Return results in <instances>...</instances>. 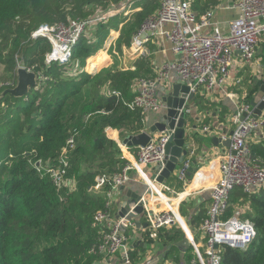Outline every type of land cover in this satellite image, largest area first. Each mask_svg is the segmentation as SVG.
<instances>
[{"label":"trees","instance_id":"obj_1","mask_svg":"<svg viewBox=\"0 0 264 264\" xmlns=\"http://www.w3.org/2000/svg\"><path fill=\"white\" fill-rule=\"evenodd\" d=\"M138 1L139 6L125 14L114 10L105 20H98L93 38L81 35L72 45L68 62H47L49 41L30 37L40 23L81 19L119 0H0V64L5 75L0 78V264H102L103 255L89 248L100 234L93 215L107 209L106 197L91 187L95 175L114 173L128 163L104 127H113L111 116L122 112L133 122L132 132L143 129L144 115L127 108L123 100L133 96L134 80L156 74L148 54L134 56L126 67L122 64L123 48L159 5V0ZM219 2L190 0V6L200 15ZM119 23L118 35L106 50L109 64L87 71V59ZM145 45L151 47L149 40ZM18 65L37 75L23 94L9 91L17 82ZM244 81L252 82L249 72ZM247 88L256 91L255 80ZM202 99L195 93V104L205 113L200 127L210 120L225 121L228 105ZM68 138L73 143L65 153V182L54 184L34 163L40 159L57 165ZM127 149L135 152L136 146L127 145ZM251 150L264 165V143ZM262 189L245 192L235 187L230 192L224 217L238 211L252 221L256 232L245 249L221 245V264H264ZM200 212L193 217L195 221ZM128 250L132 263L141 258L136 247Z\"/></svg>","mask_w":264,"mask_h":264},{"label":"built area","instance_id":"obj_2","mask_svg":"<svg viewBox=\"0 0 264 264\" xmlns=\"http://www.w3.org/2000/svg\"><path fill=\"white\" fill-rule=\"evenodd\" d=\"M133 1L135 0H119L117 4L105 9L98 8L93 14L81 19L40 23L30 37H43L49 41L51 48L45 55L47 62H68L72 45L83 35L87 26L98 20H105L114 10L128 12ZM234 5L238 13L230 19L227 30H222L212 23L211 10L196 15L190 6V0H159L157 9L144 18L132 35L127 49L134 56L148 54L149 49L144 43L149 36L158 34L169 42L175 58L164 62L156 70L155 76L136 79L135 93L131 99L123 100V104L129 109H138L143 115L147 111L166 108L157 94V87L169 77L171 71L176 72L181 83L186 84L188 91L194 95L201 91L225 90L228 83L240 86L242 76L232 78L230 67L236 53L239 55L240 66L249 64L264 38V0H236ZM110 31L113 36L117 35L115 33L118 31ZM258 91H253L250 98L235 104L232 113L234 126L229 136L228 149L218 163V176L214 180H208L205 173L200 172V168H196L192 174L191 182L197 179L196 186L206 184L210 197L198 225L203 236L200 246L195 244L192 236L189 237L195 255L189 259L188 264H221V245L241 250L255 237V227L248 217L239 215L238 211L224 217V212L229 204V194L235 187H240L245 192L264 188V165L253 155L248 141L253 131L264 126V109L254 116L255 105L250 103V99L258 101L262 97V93L257 95ZM186 100L185 113L188 114L190 101ZM169 136L170 132L166 129L157 136H152L147 144L136 148L134 156L121 148L128 163L114 173L95 175L91 188H107V209H99L93 215V224L99 227L100 234L90 245L89 251L103 255L102 264H110L108 259L116 252L122 254L124 264H133L126 229L136 226L135 217L128 218L127 213L114 215L109 210L108 199L113 190L129 179V170H134L146 185L134 202H141L142 211L139 214L144 223L151 227L173 221L181 224L178 206L183 196H168L170 187L157 181L155 177L151 178L146 172L151 165L162 161L163 145ZM72 143L71 138L66 140L57 165L36 160L34 165L37 171L48 174L54 184H60L65 173V153ZM192 153L193 149L187 148L182 160L176 165L175 174L182 183L187 181Z\"/></svg>","mask_w":264,"mask_h":264},{"label":"crops","instance_id":"obj_3","mask_svg":"<svg viewBox=\"0 0 264 264\" xmlns=\"http://www.w3.org/2000/svg\"><path fill=\"white\" fill-rule=\"evenodd\" d=\"M235 1L236 0H220L219 4L211 10V21L214 25L218 26L222 30H227L230 19L238 13V9L234 5ZM139 4L140 3H137L134 7H138ZM148 40L151 43V47H148L145 43L144 46L149 49L148 55L151 57L155 71L164 62L175 58V54L170 49L169 42L162 36L154 34L149 36ZM261 42H263L261 51H259L258 54L256 51L252 59V64L249 63L244 64V66H240L238 53L234 55V60L231 64L229 72L232 78L239 75L242 76L240 86L228 83L225 90L215 89L211 92H198V94L204 97L202 100L228 105L230 111L225 115V121L218 122L216 120H210L208 125L200 127L199 123L205 113L204 111L199 110L194 99L189 102L190 112L185 117V141L187 144L186 149H193V153L190 155L191 164L189 170L191 175L189 174V176L187 174V181L182 183L178 180L175 171H173V173H171L169 178L166 180V184L171 190V192H167L168 196L174 197L175 194L183 196L179 205V208H181V214L179 213V217L182 222L181 224H178L176 221H173L169 224L151 227L146 224L144 225L141 215L139 213V215L136 214L134 220L139 221V225L126 229L128 236L127 244L129 248L136 247L141 257L133 264H155L156 262H161V264H188L189 259L195 255L189 237L192 236V240L195 244L200 246L203 236L199 232L198 225L204 209L208 204L210 195L209 189L205 187L206 184L204 186H196L195 183H198L197 179L193 183L191 182L192 174L196 168H200V172H204L208 180H214L218 176V163L222 154L228 149V146L224 145V140L230 136L231 130L234 126L232 113L234 111L235 104L242 99L249 98L253 91L249 92L247 88L248 85L251 86L253 81H256V79L264 73L262 61V56L264 55V38ZM124 49L125 48H123L122 56L124 54ZM256 54L258 55V58H256ZM133 57L134 55H131L127 61H124L122 58V64L126 67ZM109 62L110 58L107 57V54H104V58H101L100 61L98 60L97 63H99V65L94 69V71L100 69L101 66L109 64ZM86 70L90 71L88 69ZM247 72H249L252 77V82L249 84L247 82L245 84L244 81V77ZM180 82L181 81L176 72L171 71L169 73V77L157 87V94L160 100L172 84ZM135 91L136 80L132 82L131 86V92L134 94ZM256 91H258V89ZM258 92L259 93L257 95H260V90ZM164 111L165 108L147 111L142 121L143 129L161 122L163 120L162 116ZM111 117L112 120L109 124L111 123L113 127L109 126V128H106L108 126H105L104 132L108 137L117 143L120 150L121 148H125L128 151V154L134 156L135 152H130L127 149V145L120 144L121 142H119L118 139V136L123 139L124 137L134 133L130 129V126H133V122L125 119L122 112L113 114ZM204 126H207L208 128L204 129ZM158 134L159 133H156L154 136H157ZM248 141L252 147L257 144L259 145L264 143V126L253 131L250 134ZM146 172L151 177L150 167L146 169ZM145 187V182L138 176V174L134 170H129V179L113 190L108 197L110 200L109 210L114 215H118L122 204L127 203L128 201L132 204L133 196L141 194L145 190ZM94 191L107 198L106 187L102 186ZM183 206L187 207V209H183ZM200 209L203 211L200 212ZM199 212L201 213V216L198 221H195L193 217ZM185 213H187V215H185ZM184 235L188 238V244L180 246L179 241ZM108 260L110 261V264H124L122 261V254L120 252H116L111 255Z\"/></svg>","mask_w":264,"mask_h":264},{"label":"water","instance_id":"obj_4","mask_svg":"<svg viewBox=\"0 0 264 264\" xmlns=\"http://www.w3.org/2000/svg\"><path fill=\"white\" fill-rule=\"evenodd\" d=\"M37 75L31 70H27L22 66L17 67V82L14 87L9 88V91L14 94H23L28 88L36 82ZM255 84L262 93V97L256 101L250 99V103L255 105L254 116H257L264 109V74L256 79ZM186 99L191 101L194 99V94L188 91V86L184 83H175L172 84L166 94L161 97V100L165 103L166 108L163 113V120L159 123H156L146 129H142L137 133L130 134L124 137L120 142L122 145H134L136 147L143 146L148 143L150 138L156 133H160L163 130L170 132L169 138L163 145L164 156L161 162H156L151 165V178L155 179L161 183H166V180L169 178L171 173L178 162L183 158V155L186 152V141H185V122L186 116ZM215 139V138H213ZM229 137L224 140V145L228 146ZM190 170L187 171L189 175ZM139 195L133 196L132 204L128 201L127 203L122 204L118 214L123 215L127 213L128 218H134L135 213H140L142 211L141 202H137ZM131 208V210H130ZM136 225H139V221H136ZM145 225V223H144ZM188 244V238L186 235L179 241L180 246ZM216 247L217 244H214Z\"/></svg>","mask_w":264,"mask_h":264},{"label":"rangeland","instance_id":"obj_5","mask_svg":"<svg viewBox=\"0 0 264 264\" xmlns=\"http://www.w3.org/2000/svg\"><path fill=\"white\" fill-rule=\"evenodd\" d=\"M136 1H138V0H136ZM137 3H139V2H133L132 3V7H134V6H136L137 5ZM113 8H115L114 6H113ZM119 8V7H118ZM121 12V14H125V12L123 11V10H121L120 11ZM95 24H96V22H93L91 25H89V26H87L86 28H85V31L83 32V35L84 36H86V37H92L93 38V36H94V33H93V30L95 29ZM119 27H120V23L119 24H117V26L115 27V28H112V30H114L115 32L116 31H119ZM111 30V29H110ZM109 30V32L106 34V36L104 37V39L102 40V42H101V45H99L98 47H97V49L95 50V52H93V54L87 59V63H86V69H88V70H90L91 72L92 71H94V69L99 65V63H97L98 62V60L100 59V57L102 58V55H104V54H107V52H106V50H107V48L110 46V43L113 41V39H115L116 38V36L118 35V32L117 33H115V34H117L116 36H113L112 34H111V31ZM263 42H261L259 45H258V47H257V54L259 53V51H261V47H262V44ZM102 54V55H101ZM256 54V58H258V55ZM131 55L128 53V51H127V48H125L124 49V54H123V56H122V58H123V60L124 61H127L128 59H129V57H130ZM107 57H109V55L107 54ZM125 58V59H124ZM252 62L253 61H251L250 63L252 64ZM71 70H72V68H71ZM74 70V69H73ZM5 75H4V73H3V68H2V65L0 64V78H2V77H4ZM118 139H119V142L122 140L121 138H120V136H118ZM79 168H86V165H81ZM174 171H176V169H174ZM62 182H65V179L62 181ZM261 191H264V188L261 190ZM180 205V204H179ZM184 208H186L187 209V207H184L183 206V209ZM240 208L241 209H243V208H246L245 206H240ZM189 209V208H188ZM180 210H181V208H179V206H178V211H179V213L181 214V212H180ZM183 215V214H182ZM185 215H187V213H185ZM200 232V231H199ZM200 234H201V232H200Z\"/></svg>","mask_w":264,"mask_h":264}]
</instances>
